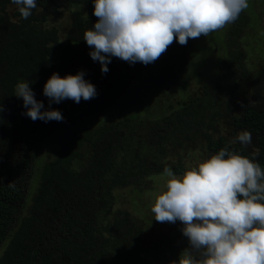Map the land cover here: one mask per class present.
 <instances>
[{
	"label": "trees",
	"instance_id": "obj_1",
	"mask_svg": "<svg viewBox=\"0 0 264 264\" xmlns=\"http://www.w3.org/2000/svg\"><path fill=\"white\" fill-rule=\"evenodd\" d=\"M11 6L12 0H0V264L178 259L188 247L180 222L147 233L137 215L116 208L115 192L151 189V177L166 166L182 173L183 151L198 146L207 158L227 146L264 169V64L254 77L252 98H231L249 72L239 41L247 27L250 34L259 32L258 22L242 11L232 23L218 85L151 117L152 96L187 70L190 39L186 46L174 42L147 65L112 57L102 73L83 40L97 20L93 0H37L27 19ZM81 70L96 86L93 99L53 102L62 121H33L23 114V100L14 94L19 82H31L36 99L48 108L43 88L51 74ZM242 130L252 134L251 144L230 143Z\"/></svg>",
	"mask_w": 264,
	"mask_h": 264
},
{
	"label": "clouds",
	"instance_id": "obj_2",
	"mask_svg": "<svg viewBox=\"0 0 264 264\" xmlns=\"http://www.w3.org/2000/svg\"><path fill=\"white\" fill-rule=\"evenodd\" d=\"M23 18L32 15L37 0H12ZM97 20L83 34L93 61L109 71L111 58L130 64L154 63L178 42L207 37L234 23L249 0H93ZM264 35V33H262ZM31 82H19L15 95L22 98L31 120L64 119L53 102L80 103L98 93L83 70L61 76L53 72L43 94L49 107L37 100ZM43 109V111H42ZM248 146L252 134L237 133L230 143ZM164 186L155 193L151 212L159 223L177 221L188 247L169 264H264V169L226 146L186 168L181 174L163 169ZM9 186H12L11 184Z\"/></svg>",
	"mask_w": 264,
	"mask_h": 264
},
{
	"label": "rangeland",
	"instance_id": "obj_3",
	"mask_svg": "<svg viewBox=\"0 0 264 264\" xmlns=\"http://www.w3.org/2000/svg\"><path fill=\"white\" fill-rule=\"evenodd\" d=\"M16 9H18L16 5L10 7L11 12ZM243 12L254 16H251V20L258 22L256 26L259 32L250 34V29L247 27L246 35L239 41L241 49L246 54L245 63L249 72L240 80L238 90L231 97L234 101L252 98L254 77L264 64V35H262L264 33V0H249V7ZM67 22V18L60 22L63 31L67 29ZM231 25L229 24L207 37L190 39V45L193 44V46L189 47L190 63L188 68L179 75L177 81L167 84L152 96L150 103L155 111L151 113V117L162 114L169 104L176 105L180 101L189 100L195 94L202 95L205 88H213L218 85L221 79L222 61L227 57L226 48L228 47L227 40L231 38L229 35ZM99 121L97 118L91 120L94 125ZM218 124L221 131L227 135L229 129L225 124L223 122H218ZM205 158H207V153L201 146L183 151L184 168L195 166ZM172 160L176 159L172 158ZM151 180V189L129 186L115 192L116 208L119 211L130 210L144 223L147 233H157L158 231L162 232L164 223H159L154 219L151 206L154 203L155 193L164 186L166 177L161 173L152 176Z\"/></svg>",
	"mask_w": 264,
	"mask_h": 264
}]
</instances>
